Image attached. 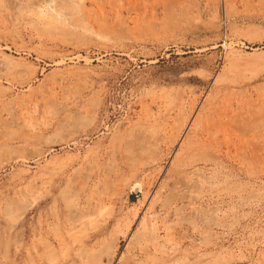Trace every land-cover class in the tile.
I'll use <instances>...</instances> for the list:
<instances>
[{
	"label": "rangeland",
	"instance_id": "obj_1",
	"mask_svg": "<svg viewBox=\"0 0 264 264\" xmlns=\"http://www.w3.org/2000/svg\"><path fill=\"white\" fill-rule=\"evenodd\" d=\"M0 264H264V0H0Z\"/></svg>",
	"mask_w": 264,
	"mask_h": 264
}]
</instances>
